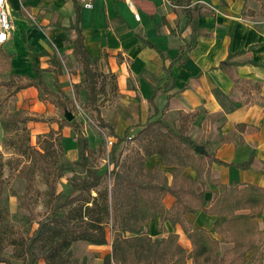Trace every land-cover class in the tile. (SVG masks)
Masks as SVG:
<instances>
[{
  "label": "trees",
  "instance_id": "obj_1",
  "mask_svg": "<svg viewBox=\"0 0 264 264\" xmlns=\"http://www.w3.org/2000/svg\"><path fill=\"white\" fill-rule=\"evenodd\" d=\"M75 8L70 28L76 35L69 43L75 59L81 64L87 96L94 102L101 91L98 86L101 73L95 69V57L84 45L79 6L76 4ZM53 71L55 89L49 88L37 73V80L27 81L17 90L29 85L41 88L51 95L53 103L64 114L68 109V95L59 84V67ZM154 93L155 90L150 99ZM194 116L193 112L180 110L179 118L184 124L178 130L159 117L148 119L134 134L126 130L123 136H118L111 130L115 140L109 147L108 169L101 173L89 167L87 138L74 119L63 120L73 130L77 150V157L70 165H55L57 154L51 149L53 141L44 138V143L40 142L35 148L26 143L27 135L25 139L20 136L16 146L22 154H31V159L34 156L39 164L50 195V209L30 235L10 238L3 224L7 213L0 205V264H11L3 255L8 244L13 246L14 255L21 259V264H36L39 260L45 264H65L74 242L105 244L108 226L112 251L104 257L103 264H245L253 259L262 264L264 228L259 227L258 219L264 226V187L233 181L216 185L206 197L210 167L221 161L212 153L195 151L196 143L185 133ZM98 117L101 126H111L100 115ZM31 119L35 118L16 110L2 115L0 121L6 130L17 131L22 124L24 135L25 124ZM240 126L243 129L244 124ZM53 133L49 130L46 135ZM54 141L61 145L59 133L55 134ZM122 141L126 142L124 149L119 146ZM153 154L160 157L166 169L157 164L147 165ZM72 165L81 167L86 176L78 178L73 174L69 177L67 191L62 195L57 192V183L63 173L73 171ZM187 168L195 171V178L185 173ZM1 188L0 180V197ZM166 195L174 199L169 208L163 203ZM200 211L221 219L208 230L194 226L186 214ZM155 218L160 221L159 231L164 233V222L179 225L190 241L191 250L178 243L175 232L155 238L144 234L143 225ZM221 243L231 244L222 254ZM248 252L250 258L246 257Z\"/></svg>",
  "mask_w": 264,
  "mask_h": 264
},
{
  "label": "crops",
  "instance_id": "obj_2",
  "mask_svg": "<svg viewBox=\"0 0 264 264\" xmlns=\"http://www.w3.org/2000/svg\"><path fill=\"white\" fill-rule=\"evenodd\" d=\"M132 1L139 19L134 18L125 0H94L92 7L83 6L81 0H68L67 24L46 28L52 38V49L73 54L72 44L64 43L62 36L64 39L65 29H72L70 23L77 4L84 45L95 57V64L102 66V71H116L120 85L128 81L137 88L135 96L141 113L138 118H142L138 123L144 124L157 113L177 114L180 110L195 113L187 134L221 161L210 167L208 189L212 192L216 185L233 181L264 187V8L257 4L259 0H174L176 9L169 8L163 0ZM9 10L13 20L12 0ZM105 14L120 24L108 30L102 24ZM20 29L17 26V32ZM26 32L29 40L36 43L34 49L40 48L39 54L32 56L47 61L54 58L51 47L42 38H36L39 33L36 27ZM104 50L110 54L105 55ZM113 52H120L119 63L113 62ZM7 58L10 67L11 57ZM46 65L42 69L51 70L53 77L55 68ZM38 69L35 74L38 78L39 73L41 78ZM60 76L61 70L58 80ZM27 88L36 86L20 89ZM206 117L208 125L204 129ZM240 124H244L243 129ZM130 128L126 126L122 135H117L123 136L126 130L134 134ZM195 134L204 141L197 143ZM247 162L246 167H241ZM156 164L162 166L160 157L153 154L147 165ZM185 173L196 177L190 168ZM173 201L170 195L163 198L166 208ZM186 218L194 226L207 230L218 220L216 215L203 211L187 213ZM159 226L158 218L151 219L143 225V233L155 238L175 232L178 243L191 250L190 241L179 225L164 222L165 233L159 231ZM106 238L107 242L101 245L76 242L82 248L78 264H103L104 257L112 251L110 232ZM36 264L45 262L39 260Z\"/></svg>",
  "mask_w": 264,
  "mask_h": 264
},
{
  "label": "rangeland",
  "instance_id": "obj_3",
  "mask_svg": "<svg viewBox=\"0 0 264 264\" xmlns=\"http://www.w3.org/2000/svg\"><path fill=\"white\" fill-rule=\"evenodd\" d=\"M163 1L169 8H178L174 0ZM93 3L94 0H92L91 7ZM257 4L264 8V0H259ZM14 7L15 0H12L13 20L11 19L10 38L3 47H0V119L2 115L16 110L33 116L35 119L26 122L24 135H22V124H19L17 131L6 130L0 121V180L2 185L0 205L7 213L3 224L7 227V236L10 238L30 235L36 228L37 222L44 219L49 214L50 209V195L47 194V185L39 164L36 163L34 156L31 159V154H22L16 146V143L20 141V136L25 139L27 135L26 143L35 148H38L40 142L44 143V138L53 141L54 145L51 146V149L55 150L57 154L56 166L59 164L70 165L77 157L73 130L70 125L63 121L64 118L68 119L65 117V113L63 114L61 109L53 103L51 95L38 87L17 90L19 85L29 80L38 79L35 74L37 68H39L38 72L40 70L42 81L52 89H55L52 81V71L47 72L42 68L47 64L53 69L59 67L61 70L59 84L68 95V109L66 111L70 112L71 118L69 120L74 119L81 125L83 134L87 138L89 147L88 164L92 169L100 173L108 169L109 147L111 145L108 140H115L111 130L118 135H122V130L130 125V131L135 133L142 124V122L138 123V120H142V118H138L141 113L135 96L137 95V88L133 85L130 86L128 81L120 85L116 71H102V66L98 67L95 64V69L101 73L98 79V86H101V91L97 94L95 101L91 102L87 96L81 64L70 52L67 55V51L57 53L52 49V38L50 34L46 33V28L54 24H67L70 14L68 0H18L15 10H13ZM102 24L110 30L112 27L118 26L120 22L117 19L107 17V14H105ZM19 25L22 29L17 32V26ZM34 27L39 31L36 38H42L44 44L51 47V50L55 53L53 59L47 61L43 57L39 58L37 56L35 58L32 56V53L39 54L40 52V48L34 49L36 43L34 44L29 40L26 32ZM22 31L23 33H21ZM75 35L73 29L67 28L64 30L65 38L63 39L62 36V41L64 40L63 42L67 43ZM104 51L105 55L110 54L109 50ZM7 56L11 57L9 59L10 67H8ZM111 56L116 59L113 60L114 63L121 61L120 52H113ZM42 95L44 98L40 97ZM99 115L111 126H101ZM156 117L161 118L175 130H178V127L184 124L181 122L182 119L179 118V112L177 114L157 113L148 118ZM208 118L206 117L203 122L204 129L208 125ZM191 123L192 120L188 123L185 130L186 134ZM137 125L138 127L134 128ZM49 130H53L54 133L46 135ZM58 133L61 136L60 146L54 141L55 134ZM224 138L225 136L221 139ZM194 139L197 143L204 141L203 137L199 138L196 134ZM125 143V141H122L119 146H123L124 149ZM72 168L73 171L63 173L57 183V192L62 195L67 191L69 177L73 174L78 178L86 176L81 167L72 165ZM163 169L166 168L163 167ZM167 175L170 178V174ZM205 189L208 192L206 197H209L211 190L208 189L207 185ZM218 219H221V217ZM258 222L259 227L264 228L261 219H258ZM108 232H110L109 226L107 227V234ZM230 246L231 244L221 243L220 253L222 254ZM81 250L82 248L74 242L70 247L67 263L65 264H78L80 260L78 255L81 254ZM3 255L7 257L11 264L22 263L21 259L14 255L12 245L5 246ZM250 256L251 253L248 252L246 257L250 258ZM245 264L257 263L253 259ZM262 264H264V259Z\"/></svg>",
  "mask_w": 264,
  "mask_h": 264
},
{
  "label": "built area",
  "instance_id": "obj_4",
  "mask_svg": "<svg viewBox=\"0 0 264 264\" xmlns=\"http://www.w3.org/2000/svg\"><path fill=\"white\" fill-rule=\"evenodd\" d=\"M83 6L91 7L92 0H81ZM125 2L132 8L133 16L139 19V12L133 8L132 0H125ZM12 28L11 14L9 10V0H0V44H3L9 38V33ZM111 144L112 140H108Z\"/></svg>",
  "mask_w": 264,
  "mask_h": 264
},
{
  "label": "water",
  "instance_id": "obj_5",
  "mask_svg": "<svg viewBox=\"0 0 264 264\" xmlns=\"http://www.w3.org/2000/svg\"><path fill=\"white\" fill-rule=\"evenodd\" d=\"M64 113H65V117L69 120L71 118L70 112L65 111ZM194 149L199 153L205 151L204 146L202 144H196Z\"/></svg>",
  "mask_w": 264,
  "mask_h": 264
}]
</instances>
